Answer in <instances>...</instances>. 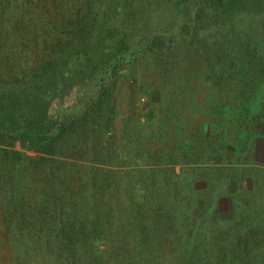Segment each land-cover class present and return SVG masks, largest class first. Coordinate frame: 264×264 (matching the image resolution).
Here are the masks:
<instances>
[{"label": "rangeland", "instance_id": "374dc122", "mask_svg": "<svg viewBox=\"0 0 264 264\" xmlns=\"http://www.w3.org/2000/svg\"><path fill=\"white\" fill-rule=\"evenodd\" d=\"M8 1L0 57L41 88L50 130L26 119L22 139L0 134V264H87L78 220L99 210L107 222L85 232L134 243L127 212L202 227L243 210L250 183L229 180L264 161H209L194 133L209 120L217 132L216 103L234 96L222 88L264 83V10L198 19L196 0Z\"/></svg>", "mask_w": 264, "mask_h": 264}, {"label": "trees", "instance_id": "16d2710c", "mask_svg": "<svg viewBox=\"0 0 264 264\" xmlns=\"http://www.w3.org/2000/svg\"><path fill=\"white\" fill-rule=\"evenodd\" d=\"M8 2L3 0L4 12H8ZM195 7L198 19L206 13L233 16L264 10V0H196ZM225 88L221 89L222 93L233 92L234 96L224 97L216 103L220 111L219 117L214 119L218 123L217 126L214 121L217 132L213 134L208 128L211 126L209 120L201 123L203 130L198 129V133H194L205 147L200 153L203 154L209 147L212 151L206 159L220 163L227 156L230 158L229 151L235 150L238 161L244 159L249 164H259L264 161V83L249 84L242 80L237 87L230 85ZM46 107L41 88L26 82L13 60L0 57V134L22 139L26 119H29V126L37 128L36 134H47L50 126L44 123ZM226 121L227 127L223 124ZM243 173L239 171L238 177L233 175L229 180L239 182L245 176L250 183L247 188H238V194L246 195L245 199L240 198L245 204L243 210L229 217H215L212 226L186 224L182 215L175 211L159 214L127 212L124 215L127 221L139 227L135 233L136 241L131 242L126 236L112 242L105 241L106 235L95 225L88 233L85 232L88 221L107 222L110 213L99 210L80 216L78 221L84 230L80 234V240L84 242L82 255L87 264H111L112 259L115 264H264V170L251 166L248 172ZM104 182L105 186L99 189L101 200L105 197L107 186H110V179ZM223 197L226 198L221 195L218 203ZM101 225L104 227L103 223ZM97 232V237H86ZM67 238L74 240L71 233Z\"/></svg>", "mask_w": 264, "mask_h": 264}]
</instances>
